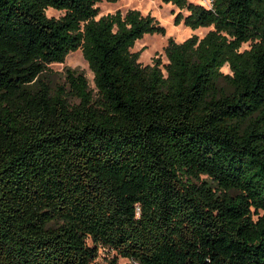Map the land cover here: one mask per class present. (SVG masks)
Masks as SVG:
<instances>
[{
	"label": "trees",
	"instance_id": "obj_1",
	"mask_svg": "<svg viewBox=\"0 0 264 264\" xmlns=\"http://www.w3.org/2000/svg\"><path fill=\"white\" fill-rule=\"evenodd\" d=\"M120 1L0 0V264H264V0H153L212 30L149 66Z\"/></svg>",
	"mask_w": 264,
	"mask_h": 264
},
{
	"label": "rangeland",
	"instance_id": "obj_2",
	"mask_svg": "<svg viewBox=\"0 0 264 264\" xmlns=\"http://www.w3.org/2000/svg\"><path fill=\"white\" fill-rule=\"evenodd\" d=\"M190 3L202 5L207 8L212 7V3L209 0H189ZM100 9V17L107 16L109 14H115L118 11L127 13L129 10H138L143 16H151L165 27L167 30L166 36H146L142 41L136 44L134 52H142V57L140 62L143 66L153 65L154 61L161 58L164 64L168 63L165 50L168 47L169 40L172 38L177 43H184L188 39L197 35L200 38H204L212 29H200L193 31L184 25L176 26L175 20L176 16L181 13L177 7L172 4H164L161 1L153 0H121L116 4L112 3H102L97 6ZM187 15V12H183ZM50 18H60L63 13L48 10L47 12ZM251 48V43L243 46L242 51L249 50ZM155 54V55H154ZM68 70L77 71L83 73L89 80L92 88L95 87L94 84V74L91 71L88 62L85 60L82 50L71 53L64 64H54L50 66V71L47 75L49 81L56 87L60 84L66 82V75ZM225 74H232L229 66L223 69ZM91 244V242H90ZM116 254L101 249L100 256L97 260L99 264H111L112 261L116 259ZM131 262L127 259H118V264H130Z\"/></svg>",
	"mask_w": 264,
	"mask_h": 264
},
{
	"label": "bare ground",
	"instance_id": "obj_3",
	"mask_svg": "<svg viewBox=\"0 0 264 264\" xmlns=\"http://www.w3.org/2000/svg\"><path fill=\"white\" fill-rule=\"evenodd\" d=\"M155 55V54H154Z\"/></svg>",
	"mask_w": 264,
	"mask_h": 264
}]
</instances>
